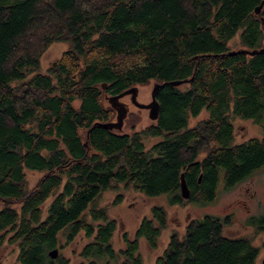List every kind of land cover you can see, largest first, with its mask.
Segmentation results:
<instances>
[{"label":"trees","instance_id":"trees-1","mask_svg":"<svg viewBox=\"0 0 264 264\" xmlns=\"http://www.w3.org/2000/svg\"><path fill=\"white\" fill-rule=\"evenodd\" d=\"M260 17L264 0H0V247L15 246L18 264H69L60 250L82 233L78 264H144L139 240L158 248L165 207H151L115 250L103 192L206 205L220 183L232 188L262 168L264 136L235 143L233 121L264 123V51L227 55L263 47ZM57 42L69 47L41 73ZM151 81L161 85L156 121L130 132L103 125L116 119L107 96ZM146 137L160 139L147 149ZM29 170L41 174L33 185ZM230 218L190 219L154 264H256L251 237L225 234ZM248 223L264 234V214Z\"/></svg>","mask_w":264,"mask_h":264},{"label":"rangeland","instance_id":"rangeland-1","mask_svg":"<svg viewBox=\"0 0 264 264\" xmlns=\"http://www.w3.org/2000/svg\"><path fill=\"white\" fill-rule=\"evenodd\" d=\"M238 35L229 43L230 47L240 48L237 44ZM69 47L68 43H53L43 53L40 58L39 71L45 73L47 68L56 61L61 53ZM153 81L146 85L138 86L137 100L142 103L150 101V92ZM181 88H186L181 85ZM108 97L106 104H109ZM119 102L127 107V116L123 121L120 129L122 132H130V126H134L136 131L142 130L151 121L148 118V111L139 109L130 103L129 97L120 98ZM132 115L129 118V115ZM133 115L135 117H133ZM207 116L206 111H202L198 116L189 119V126H194L197 121ZM115 121V120H114ZM235 127V143L242 142L250 137L264 136V123L262 125L255 124L251 120L235 119L233 121ZM159 137H146L145 145L148 149L152 144L157 142ZM29 183H33L40 177L39 172L26 171ZM122 193L123 198L119 204H112L114 197ZM98 206H104L107 209L109 217L114 218L117 222V229L112 238L114 249L124 246L121 236L124 233L132 236L139 221L144 217L150 216V209L153 206H163L167 212L168 225L159 237V246L157 249H151L147 246L143 239L139 240V253L142 255L144 264H154L155 258L160 255L166 247L170 235L176 231L182 235L187 222L192 218H198L204 215H213L217 217L231 216L232 222L226 227L225 234L228 236L246 235L253 239V244L259 247V255L256 264H263L264 261V234H255L253 228L248 223L252 216L264 214V166L256 170L251 176L237 183L232 188L226 189L220 183L216 190L215 199L206 204L198 205L195 202L186 203L181 206L169 205L167 198L162 196L146 197L131 188L107 190L103 192L98 199ZM63 241V240H62ZM88 239L80 233L74 241L67 244L60 250V253L69 258V264H78L81 258L78 252ZM64 242V241H63ZM17 249L13 245H3L0 247V264H18L16 261Z\"/></svg>","mask_w":264,"mask_h":264},{"label":"water","instance_id":"water-1","mask_svg":"<svg viewBox=\"0 0 264 264\" xmlns=\"http://www.w3.org/2000/svg\"><path fill=\"white\" fill-rule=\"evenodd\" d=\"M262 6H263V1L254 10V14L256 16L260 14V12L262 10ZM260 20H261L262 29L264 32V17H260ZM263 51H264V40H263V47L259 50H256V49H252V50H249V49L231 50V51L227 52V55H234L237 53H243V54L253 56L255 54H260ZM184 82H185V80H181V81L179 80V81H172L170 84L174 85V86H178ZM160 86L161 85L159 83L153 84L151 92H150V98L151 99L148 103H142V102H139L137 100L138 88L136 86L130 87L129 89H126L117 95H112V96L108 97V102L111 104V106L116 111V120L114 122L104 123L103 125L109 129H116V130L121 129V127L123 125V121H124L125 117L127 116L128 110H127V107H125L123 103L119 102V100H120V98H122L126 95L130 96V101L135 107L148 111V118L151 121H156L158 119L159 111H160V103L157 100V93H158ZM102 87L105 88V84H103ZM179 188H180L181 197L184 200L189 199L191 193H190V189H189V187L185 181L183 173H181V175H180ZM58 254H59L58 248H54V249L50 250L48 253V255L52 259H55L58 256ZM263 264H264V261H263Z\"/></svg>","mask_w":264,"mask_h":264},{"label":"bare ground","instance_id":"bare-ground-1","mask_svg":"<svg viewBox=\"0 0 264 264\" xmlns=\"http://www.w3.org/2000/svg\"><path fill=\"white\" fill-rule=\"evenodd\" d=\"M137 95H138V94H137ZM126 96H128V97L130 98V96H129V95H126ZM113 103H114V102H113ZM113 103H112V104H113ZM130 103H131V101H130ZM131 104H132V103H131ZM132 105H133V104H132ZM115 120H116V119H115Z\"/></svg>","mask_w":264,"mask_h":264},{"label":"flooded vegetation","instance_id":"flooded-vegetation-1","mask_svg":"<svg viewBox=\"0 0 264 264\" xmlns=\"http://www.w3.org/2000/svg\"><path fill=\"white\" fill-rule=\"evenodd\" d=\"M129 100H130V98H129ZM115 107V106H114Z\"/></svg>","mask_w":264,"mask_h":264}]
</instances>
